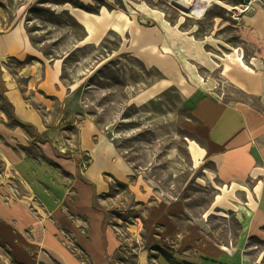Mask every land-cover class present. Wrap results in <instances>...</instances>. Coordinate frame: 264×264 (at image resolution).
I'll use <instances>...</instances> for the list:
<instances>
[{
	"label": "crops",
	"instance_id": "0c3cea01",
	"mask_svg": "<svg viewBox=\"0 0 264 264\" xmlns=\"http://www.w3.org/2000/svg\"><path fill=\"white\" fill-rule=\"evenodd\" d=\"M86 24V40H96ZM256 25L264 40V5ZM59 65L42 56L26 27H8L0 16V97L12 115L9 125L0 111V264H263L249 242L264 239V109L250 100L264 95V73L229 62L232 94L196 88L180 119L194 157L220 187L215 205L241 223L228 238L186 199L150 200L133 182L114 123L97 119L104 109L82 82L65 80ZM121 185L144 208L132 228H119L109 211L119 205Z\"/></svg>",
	"mask_w": 264,
	"mask_h": 264
},
{
	"label": "rangeland",
	"instance_id": "374dc122",
	"mask_svg": "<svg viewBox=\"0 0 264 264\" xmlns=\"http://www.w3.org/2000/svg\"><path fill=\"white\" fill-rule=\"evenodd\" d=\"M178 1L188 4L190 11L172 5V0H0V16L8 27H26L42 56L59 61L65 80L83 83L89 97L104 109L97 119L114 123L121 155L135 172L133 182L142 183V190L152 196L150 200L186 199L197 217H205L210 227L230 238L241 223L232 210L215 205L220 187L194 157L191 136L179 125L188 114L187 99L179 106L175 133L166 109L176 103L179 91L186 97L196 88L221 96L233 92L235 88L225 78L231 61L264 73V40L256 30L257 8L264 2ZM87 20L98 34L94 41L86 40ZM176 38L181 42L172 45ZM195 47H199L198 57ZM10 63L21 65L13 59ZM158 66L164 76L162 81H153L152 69ZM129 69L135 82L131 90ZM140 76L151 80L143 89L138 86ZM262 97L250 100L264 109ZM143 105L156 112L142 114L147 112ZM0 111L12 125L11 109L1 97ZM176 134L180 137L177 158L187 165L180 174L169 157ZM149 179L156 185L148 186ZM117 191L119 205L110 203L109 211L113 218H119L115 219L119 228H130L136 216L143 217L144 208L134 204L127 186L121 185ZM249 247L254 258L261 254L264 264V239L250 240Z\"/></svg>",
	"mask_w": 264,
	"mask_h": 264
},
{
	"label": "bare ground",
	"instance_id": "6f19581e",
	"mask_svg": "<svg viewBox=\"0 0 264 264\" xmlns=\"http://www.w3.org/2000/svg\"><path fill=\"white\" fill-rule=\"evenodd\" d=\"M188 5V4H186ZM128 73V76H127V79H128V82L132 85V87L134 86V78L131 76L130 74V69L127 71ZM153 77H152V80L153 81H157V80H160V79H163L162 76H164L158 69L154 68L153 72ZM151 83V80L150 81H145L144 77L143 76H140L139 79H138V86L140 89H143L145 87V85H148L149 83ZM164 99H166V96L167 95H164ZM176 97L177 99L175 100L176 103L174 104H170V108L166 109V115L168 116L169 120L171 121V124H170V127H171V131L173 133L176 132V119H177V116H178V109H179V106L182 104V102L184 101V99L186 98L185 94H183L181 91H179V93L176 94ZM159 101H161V99H158ZM262 102L264 104V95L262 97ZM156 112V109L154 108H147V113L149 114L150 113V116ZM162 112L158 113V114H161ZM179 135L176 134V140H175V143H174V148L171 150V152L169 153V157H170V163L171 165L174 167L176 173L180 174V173H183L185 168L187 167V165L184 163L183 160L177 158V150H176V145H177V141L179 140ZM149 183H153L154 185H156V182L153 181L152 179H149L148 181ZM202 224L203 226H205L206 228H208V225L206 223V221H202Z\"/></svg>",
	"mask_w": 264,
	"mask_h": 264
},
{
	"label": "water",
	"instance_id": "95a60500",
	"mask_svg": "<svg viewBox=\"0 0 264 264\" xmlns=\"http://www.w3.org/2000/svg\"><path fill=\"white\" fill-rule=\"evenodd\" d=\"M172 5L176 6L177 8L183 10V11H186V12H189L190 11V6L189 5H186L184 3H181L180 1L178 0H172Z\"/></svg>",
	"mask_w": 264,
	"mask_h": 264
},
{
	"label": "trees",
	"instance_id": "16d2710c",
	"mask_svg": "<svg viewBox=\"0 0 264 264\" xmlns=\"http://www.w3.org/2000/svg\"><path fill=\"white\" fill-rule=\"evenodd\" d=\"M71 2H72V0H71ZM74 3V2H73Z\"/></svg>",
	"mask_w": 264,
	"mask_h": 264
}]
</instances>
